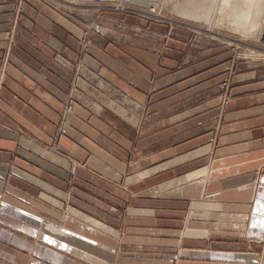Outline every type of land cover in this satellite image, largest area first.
Segmentation results:
<instances>
[{"label":"crops","instance_id":"obj_1","mask_svg":"<svg viewBox=\"0 0 264 264\" xmlns=\"http://www.w3.org/2000/svg\"><path fill=\"white\" fill-rule=\"evenodd\" d=\"M63 12L0 0V264H264V78L196 100L211 78L176 77L170 47ZM123 200L128 248L96 218Z\"/></svg>","mask_w":264,"mask_h":264},{"label":"rangeland","instance_id":"obj_2","mask_svg":"<svg viewBox=\"0 0 264 264\" xmlns=\"http://www.w3.org/2000/svg\"><path fill=\"white\" fill-rule=\"evenodd\" d=\"M43 1L73 16L76 33H125L160 50L170 47L175 59L169 69L176 77L201 75L211 78L204 80V86L195 91L192 96L195 99L216 92L225 104L232 85L264 78V0H51L59 5ZM165 33H170L172 40L168 42ZM88 43L84 42L85 50ZM67 109L68 106L66 114ZM67 124L69 121L64 115L60 129L65 128L66 133L61 136L67 134ZM61 136L58 134V140ZM83 174L79 168H74L67 186L68 196L61 199L65 204L58 213L49 212L51 218L65 221L71 215L70 197L75 193L76 178ZM5 195L6 191L0 190V202ZM123 203L126 207L120 214L96 218L108 221L123 237L127 236L128 243L124 247L128 248L133 244L129 237L134 233L129 232L128 227L135 224H131L134 221L126 212L130 202L123 200ZM165 224L160 221L158 227ZM156 237L160 245L161 237L167 234L160 232Z\"/></svg>","mask_w":264,"mask_h":264},{"label":"built area","instance_id":"obj_3","mask_svg":"<svg viewBox=\"0 0 264 264\" xmlns=\"http://www.w3.org/2000/svg\"><path fill=\"white\" fill-rule=\"evenodd\" d=\"M48 1L50 2L51 0H48ZM51 2L55 3L54 1H51ZM55 5H59V4L55 3ZM15 31H16V30L14 29L13 32L15 33ZM86 48H87V47H86ZM72 99H73V98H70V101H69V104H68V109H67L68 111H69V110L72 111V110H71V108H72V106H73V105H72V101H73ZM70 111H69V112H70ZM65 133H66V129H65V128H61V129L59 130V135H60V136L63 135V134H65Z\"/></svg>","mask_w":264,"mask_h":264},{"label":"bare ground","instance_id":"obj_4","mask_svg":"<svg viewBox=\"0 0 264 264\" xmlns=\"http://www.w3.org/2000/svg\"><path fill=\"white\" fill-rule=\"evenodd\" d=\"M71 110H72V108H71Z\"/></svg>","mask_w":264,"mask_h":264}]
</instances>
